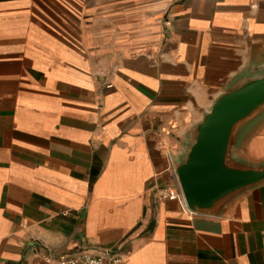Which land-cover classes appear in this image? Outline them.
I'll return each mask as SVG.
<instances>
[{
    "label": "crops",
    "instance_id": "1",
    "mask_svg": "<svg viewBox=\"0 0 264 264\" xmlns=\"http://www.w3.org/2000/svg\"><path fill=\"white\" fill-rule=\"evenodd\" d=\"M260 69L264 0H0V264H264V183L214 215L155 194ZM234 157L264 166V111Z\"/></svg>",
    "mask_w": 264,
    "mask_h": 264
},
{
    "label": "water",
    "instance_id": "2",
    "mask_svg": "<svg viewBox=\"0 0 264 264\" xmlns=\"http://www.w3.org/2000/svg\"><path fill=\"white\" fill-rule=\"evenodd\" d=\"M263 111L264 69L216 98L194 128L186 157L174 165L189 210L214 215L241 192L264 183V166H248L234 157L241 128Z\"/></svg>",
    "mask_w": 264,
    "mask_h": 264
},
{
    "label": "built area",
    "instance_id": "3",
    "mask_svg": "<svg viewBox=\"0 0 264 264\" xmlns=\"http://www.w3.org/2000/svg\"><path fill=\"white\" fill-rule=\"evenodd\" d=\"M112 87L113 85L111 83L108 84V88ZM155 194L157 195V198L161 201H178L184 209L189 210L186 205L182 190L178 183L175 185H160L156 188ZM125 261L126 255L122 252L96 255L88 250H83L82 252L73 256L62 258L60 260V264H122Z\"/></svg>",
    "mask_w": 264,
    "mask_h": 264
}]
</instances>
